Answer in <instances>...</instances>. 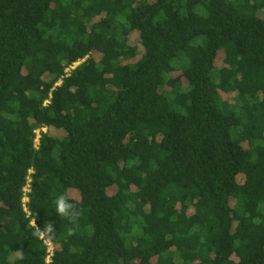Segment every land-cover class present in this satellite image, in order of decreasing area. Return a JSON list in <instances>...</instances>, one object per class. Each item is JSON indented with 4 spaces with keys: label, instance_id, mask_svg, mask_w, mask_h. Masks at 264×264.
Returning <instances> with one entry per match:
<instances>
[{
    "label": "trees",
    "instance_id": "trees-1",
    "mask_svg": "<svg viewBox=\"0 0 264 264\" xmlns=\"http://www.w3.org/2000/svg\"><path fill=\"white\" fill-rule=\"evenodd\" d=\"M0 264H264V0H0Z\"/></svg>",
    "mask_w": 264,
    "mask_h": 264
},
{
    "label": "clouds",
    "instance_id": "clouds-1",
    "mask_svg": "<svg viewBox=\"0 0 264 264\" xmlns=\"http://www.w3.org/2000/svg\"><path fill=\"white\" fill-rule=\"evenodd\" d=\"M46 129V128H44ZM55 205V212L57 216L63 217L69 220L71 223H76L81 215L80 210L77 208L76 203H74V197L71 193H61L55 197L53 201ZM55 222L49 220L44 223V225L38 226L36 223V216L32 218L31 226L32 232L31 236L39 239L45 246L55 239ZM69 234H73L72 230L69 229ZM15 255L22 258L24 253L21 250L14 251Z\"/></svg>",
    "mask_w": 264,
    "mask_h": 264
},
{
    "label": "built area",
    "instance_id": "built-area-1",
    "mask_svg": "<svg viewBox=\"0 0 264 264\" xmlns=\"http://www.w3.org/2000/svg\"><path fill=\"white\" fill-rule=\"evenodd\" d=\"M77 65H78V64H74V65H73L72 67H70V69H68L67 71L70 72L71 70L75 69V67H76ZM42 131L45 132L46 129H42ZM40 134H41V130H37V131H36V140H35L36 146L39 145ZM24 192H25V196H24V199H23V202H24V208H25V211L28 212L25 203H26V204L28 203V198H27L26 196H27V193L29 192V186H26V187L24 188ZM53 252H54V246H53V243H52V242H49V243L47 244V262H50V261H51V257L53 256Z\"/></svg>",
    "mask_w": 264,
    "mask_h": 264
},
{
    "label": "rangeland",
    "instance_id": "rangeland-1",
    "mask_svg": "<svg viewBox=\"0 0 264 264\" xmlns=\"http://www.w3.org/2000/svg\"><path fill=\"white\" fill-rule=\"evenodd\" d=\"M221 59L218 60V64L220 63ZM81 63V62H80ZM79 64V63H78ZM179 75V72L175 74V76Z\"/></svg>",
    "mask_w": 264,
    "mask_h": 264
}]
</instances>
